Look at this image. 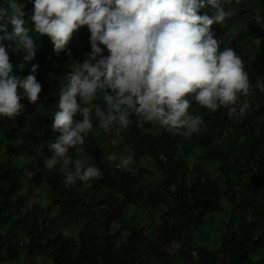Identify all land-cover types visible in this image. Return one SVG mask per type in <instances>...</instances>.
Listing matches in <instances>:
<instances>
[{"label":"trees","instance_id":"obj_1","mask_svg":"<svg viewBox=\"0 0 264 264\" xmlns=\"http://www.w3.org/2000/svg\"><path fill=\"white\" fill-rule=\"evenodd\" d=\"M261 1L259 6L244 0L224 25L211 26L214 38L222 41L220 50L233 48L249 73L254 95L241 98L250 105L244 116L230 118L225 107L215 112L201 107L198 115L204 125L187 138L163 129L160 134L148 132L151 123L137 122L136 117L128 129L118 131L136 163L152 160L157 165L161 181L155 186L142 183L143 170L119 168L120 161L109 160L111 153L99 143L94 130L86 137L84 148L90 163L103 172L102 179L78 180L67 186L59 164L52 169L45 165L52 155L49 145L59 135L52 130L51 114L56 111L65 77L72 71L71 65L82 62L91 51L87 26L73 34L67 46L70 54L67 49L57 54L47 36L37 37L36 56L22 70L18 66L23 63V53L9 51L17 75L27 76L31 64L39 65L36 78L42 86V101L39 110L27 108L15 119L0 117V130L6 136V141L0 139V150L6 145V158L0 154V264L19 263L23 258L46 259L52 264H175L170 254L174 245L183 264H264V257L253 260L264 250V92L257 87L258 80L264 82ZM24 10L26 18L30 17L33 2ZM205 12L208 9L199 14ZM238 25L245 33L230 38ZM8 31H12L11 26ZM2 43L7 46L13 42ZM100 96L96 103L104 106ZM20 103L33 104L27 98ZM198 106L193 101L190 111ZM29 111L36 117L27 121ZM229 133L232 149H221L217 140ZM199 148L203 154L193 157ZM20 157L30 164L17 167L13 159ZM215 165L225 180L213 178ZM42 188L50 191L47 204L38 194ZM223 199L231 206V213L222 223L221 244L216 249L207 248L195 234L216 222L214 216L224 209ZM130 207H146L147 215L153 218L154 212L162 209L154 238L146 224L128 222ZM63 219H67L69 229L56 231Z\"/></svg>","mask_w":264,"mask_h":264},{"label":"clouds","instance_id":"obj_2","mask_svg":"<svg viewBox=\"0 0 264 264\" xmlns=\"http://www.w3.org/2000/svg\"><path fill=\"white\" fill-rule=\"evenodd\" d=\"M32 2L28 18L22 0L0 4V117L17 118L24 107L34 106L42 90L36 78L39 65L31 64L27 76L17 75L9 51L23 53L18 66L22 70L36 56L37 37L47 36L59 54L73 34L87 26L91 51L71 65L51 114L52 130L59 135L49 145L52 155L46 167L59 164L67 186L103 178L84 148L94 121L108 133L128 129L136 117L137 122L187 138L204 125L201 116L190 111L193 101L212 112L228 108L230 118L244 116L250 107L241 99L254 95L244 61L231 47L221 51L222 41L214 38L211 28L224 25L244 0ZM202 9L211 16L199 14ZM261 19L257 14V22ZM4 40L13 43L5 46ZM257 87L264 92V82L258 80ZM100 94L104 106L96 103ZM23 98L33 103L31 107L20 103ZM108 159L115 160V154ZM133 164V156L126 155L117 167L130 169Z\"/></svg>","mask_w":264,"mask_h":264},{"label":"rangeland","instance_id":"obj_3","mask_svg":"<svg viewBox=\"0 0 264 264\" xmlns=\"http://www.w3.org/2000/svg\"><path fill=\"white\" fill-rule=\"evenodd\" d=\"M3 3V0H1ZM32 0H24L23 4L24 6H27L31 3ZM256 5L262 6V1L261 0H252ZM245 33V28L241 25H238L234 28V30L229 34L230 38H234L236 36H240L241 34ZM256 42V41H255ZM262 41L260 39L257 40V44L261 45ZM41 94V93H40ZM42 99V96L39 95L38 101L34 104L31 110H39L40 109V104L39 100ZM27 107L23 108V111H25ZM199 109H201V106L199 105L195 110H193L194 115H198ZM30 110V111H31ZM30 111L27 113V121H30L36 117V115H31ZM32 117V118H30ZM96 123H94V132L95 135L99 141L100 144L103 145V147L108 150L111 154H115L116 156V161H120V158L122 156L130 155L128 147L124 145V141L120 135V133L116 130H113L112 132H108L107 134H103V130L100 128L96 127ZM98 129V130H97ZM148 132H152L154 134H160L162 132V129L159 128L157 125L151 124V128L146 129ZM233 132V129L230 130V133ZM230 133L222 136L220 139L217 140L219 146L221 149H232V143L230 142ZM0 139L3 141H6V136L3 134V132L0 130ZM244 140V139H243ZM243 140L240 142V146L243 144ZM5 148L6 145H3L2 149L0 150V154L6 158L5 154ZM72 152V150H71ZM200 154H203L202 149H198L196 154L193 155V157L196 155V157L200 156ZM45 160V165L46 161ZM13 163L17 165V167H26L27 165L30 164L31 161L25 160L24 157H20L18 159H13ZM195 162L196 158L194 159ZM201 165L204 166L205 168L208 167V164L205 162H201ZM130 170H134L139 172L140 170H143L144 172L142 173V176L140 180L142 183L146 186H155L158 184L159 181H161V176L159 173V169L157 165L150 160L149 162L147 161H141L139 163H136L134 160L133 166L130 168ZM25 174H28V178L30 177L29 171H24ZM211 172L213 174V178H219L222 181L225 180L224 177L222 176L221 173H219L218 165L213 166L211 169ZM40 198L42 199L43 204H47L50 198V191L47 188H42L39 193ZM221 205L224 208L221 213H217L214 217L216 219V222L213 223L210 226L205 227L204 229H199L196 231V238L197 240L203 244L207 248L211 249H216L219 248L221 244V230L223 229L222 223L228 219L229 213H231V206L228 204V202L223 199L221 200ZM160 211H156L155 217H150L147 215V210L146 207H130L129 210L127 211V219L128 222L131 224H135L137 222H140L142 226L147 225L146 229L148 234L154 238L155 237V232L154 229L157 226V223L160 222L159 216L160 213L163 212L162 209H159ZM207 219V218H206ZM68 221L67 219H63L61 227L57 228V230H68ZM177 245H174L171 247L170 254L173 257V261L175 264H183L182 263V258L177 254ZM261 257H264V250H262L258 255L253 256V260H257ZM4 264H52V261L46 260V259H26L23 258L19 263H4Z\"/></svg>","mask_w":264,"mask_h":264},{"label":"built area","instance_id":"obj_4","mask_svg":"<svg viewBox=\"0 0 264 264\" xmlns=\"http://www.w3.org/2000/svg\"><path fill=\"white\" fill-rule=\"evenodd\" d=\"M252 89H253V87H252ZM161 158L163 159V158H164V156H161Z\"/></svg>","mask_w":264,"mask_h":264}]
</instances>
